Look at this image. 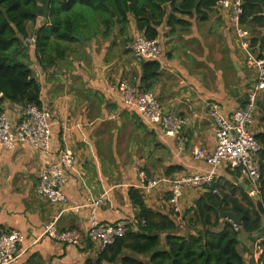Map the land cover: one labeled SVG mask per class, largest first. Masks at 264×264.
<instances>
[{
    "label": "crops",
    "instance_id": "1",
    "mask_svg": "<svg viewBox=\"0 0 264 264\" xmlns=\"http://www.w3.org/2000/svg\"><path fill=\"white\" fill-rule=\"evenodd\" d=\"M166 7L167 17L157 26V37L163 45L158 60L160 76L149 90L157 95L165 111L191 117L192 123L185 129L190 138L185 150L179 148L175 137L166 135L137 111L124 109L112 90L123 78L142 85V61L126 45L130 38L145 34L134 16L115 23L109 31L101 20H95L92 34L77 37L69 44L65 58L46 69L39 64L35 47L37 30L47 21L44 8L37 22L29 23L35 35L28 40V62H32L33 74L41 84L42 105L53 112V134L48 152H39L30 144L0 152V230L22 232V264H84L101 253L87 232L91 198L105 195L98 211L101 222L137 217L139 207L131 199L132 188L139 190L147 206L171 217L167 204L170 185L161 183L148 194L138 187L142 171L151 178H175L210 170L194 155L195 148L215 146V121L206 102L219 103L224 113L244 104L256 79L255 70L247 65L237 45L228 14L220 16L213 6L202 19L195 10L186 14L174 12L170 3ZM171 13L185 23L170 21ZM260 32L263 34L264 29ZM259 100L264 104V97ZM22 105L6 101L1 107L16 119ZM258 116L264 121L261 106ZM257 126L256 122V135L263 134L264 128ZM63 146L75 150L77 162L65 187L68 201L56 204L40 197L37 186L41 168L56 160ZM217 183L225 191L235 192L244 205L243 195L250 196L259 211L257 194L252 195L247 178L239 170L219 168ZM205 193L201 188L185 189L187 216L179 229L182 234L198 235L203 228L194 208ZM55 216H59L60 229L83 232L81 246L62 244L44 235L45 224ZM220 221L233 222L222 215ZM256 234L239 233L238 251L246 264H261V241L252 239Z\"/></svg>",
    "mask_w": 264,
    "mask_h": 264
},
{
    "label": "trees",
    "instance_id": "2",
    "mask_svg": "<svg viewBox=\"0 0 264 264\" xmlns=\"http://www.w3.org/2000/svg\"><path fill=\"white\" fill-rule=\"evenodd\" d=\"M217 1L0 0V113L6 101L42 105L41 84L28 62V40L35 35L29 23L37 22L40 7L43 6L47 21L37 30L35 47L39 64L46 69L65 58L69 44L77 37L91 35L95 20H101L109 31L115 23H124L132 15L144 35L155 38L157 26L167 17V3L174 12L193 14L195 10V14L205 19ZM242 8L241 21L251 30L253 46H258L259 55L264 57V33L260 32L264 29V0H243ZM169 19L185 23L176 14H169ZM160 67L158 60L142 61L140 89L153 87L160 76ZM257 137L264 143V133ZM262 152L260 197L264 203V149ZM215 186L219 193L207 191L196 201L194 215L203 228L198 235L188 236L179 231L182 223L147 206L139 190L132 188L131 199L139 207L138 229L131 227L126 235L117 237L113 244L84 264H246L238 251L239 233L242 230L250 235L260 232L263 216L250 196L243 195L247 203L244 205L235 192L225 191L218 183ZM221 211L236 212L242 221L239 229L230 221L221 224ZM260 246V262L264 264V240Z\"/></svg>",
    "mask_w": 264,
    "mask_h": 264
},
{
    "label": "built area",
    "instance_id": "3",
    "mask_svg": "<svg viewBox=\"0 0 264 264\" xmlns=\"http://www.w3.org/2000/svg\"><path fill=\"white\" fill-rule=\"evenodd\" d=\"M242 6L243 0H218L214 8L220 16L228 14L230 17L237 45L244 52L247 65L255 70L256 79L247 93L244 104L230 113H224L217 102H206V107L215 121V146L213 149L195 148L194 155L204 160L210 166V170L207 173L175 178H151L144 171L140 174L138 187L148 194L161 183L170 185L167 204L171 218L180 223L184 222L186 216L183 206L185 189L201 188L206 192L212 190L219 193L215 184L217 171L221 167L239 170L247 178L252 195L260 193L262 160L260 155L264 146L254 131V125L259 112L257 100L264 91V57L259 55L258 46H253L251 30L241 21ZM126 45L139 61L159 60L163 53V45L158 37L148 38L140 34L130 38ZM112 90L118 94L124 109L137 111L166 135L175 137L179 148L185 150L190 141L185 133V129L192 123L190 116L165 111L154 92L140 89L130 79H121L112 86ZM52 128L53 112L46 105L23 104L16 119L7 111H3L0 113V152H10L24 144H30L39 152H48L51 149ZM76 162L77 155L73 148L69 146L60 148L56 160L41 168L37 194L51 203H67L65 187L71 179ZM104 203L105 195L90 199L91 210L87 231L91 242L97 244L101 250L113 244L117 237L126 235L131 227L134 230L138 229L137 217L116 222H101L98 211ZM58 220L59 216H55L45 224L44 235L62 244L81 246L83 232L78 229L62 230ZM234 226L237 229L239 227L237 224ZM262 240L264 237L260 239ZM23 241L24 236L17 229L0 230V264H22L19 246Z\"/></svg>",
    "mask_w": 264,
    "mask_h": 264
},
{
    "label": "water",
    "instance_id": "4",
    "mask_svg": "<svg viewBox=\"0 0 264 264\" xmlns=\"http://www.w3.org/2000/svg\"><path fill=\"white\" fill-rule=\"evenodd\" d=\"M39 14L40 15H43L44 14L43 7H40ZM257 104H258V106H261L264 109V104L260 100H257ZM255 198L257 199V202H258V209H259V211L264 215V205L262 203V199L260 197V194H257ZM221 215L223 217H225V218H229L230 220H232L233 222H235V223H237L239 225H241V223H242L241 218L235 212H232V211H223L221 213ZM263 237H264V228L260 232H258V234H256V236H252V239L253 240H258V239L263 238Z\"/></svg>",
    "mask_w": 264,
    "mask_h": 264
},
{
    "label": "rangeland",
    "instance_id": "5",
    "mask_svg": "<svg viewBox=\"0 0 264 264\" xmlns=\"http://www.w3.org/2000/svg\"><path fill=\"white\" fill-rule=\"evenodd\" d=\"M79 7H82V5H80ZM30 31H31V30H30ZM28 49H29V48H28ZM30 64H32V62H30ZM263 94H264V93L262 92V93L260 94V97H264ZM259 118H260V117L258 116L257 121H256V122L258 123L257 129H259V128L262 129V128H264V121H262L261 119L259 120ZM262 144H263V146H264V143H262ZM63 147H64V146H63ZM260 157L263 158V154H261ZM156 178H158V177H156ZM186 216H187V214H186ZM165 236H166V235H164V236L162 235V238H163V241H164V242H166V240H165V239H166ZM163 241H162V242H163ZM164 246H165V243H164Z\"/></svg>",
    "mask_w": 264,
    "mask_h": 264
},
{
    "label": "clouds",
    "instance_id": "6",
    "mask_svg": "<svg viewBox=\"0 0 264 264\" xmlns=\"http://www.w3.org/2000/svg\"><path fill=\"white\" fill-rule=\"evenodd\" d=\"M233 224H237V223H234V222H233ZM237 225H238V224H237ZM238 229H239V227H238ZM260 239H262V238H260Z\"/></svg>",
    "mask_w": 264,
    "mask_h": 264
}]
</instances>
